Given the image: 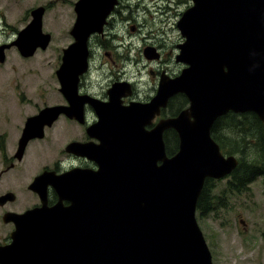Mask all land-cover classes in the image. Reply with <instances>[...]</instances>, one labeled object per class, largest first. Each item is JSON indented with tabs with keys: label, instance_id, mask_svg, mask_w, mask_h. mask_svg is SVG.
<instances>
[{
	"label": "water",
	"instance_id": "obj_1",
	"mask_svg": "<svg viewBox=\"0 0 264 264\" xmlns=\"http://www.w3.org/2000/svg\"><path fill=\"white\" fill-rule=\"evenodd\" d=\"M191 1L177 25L185 41L176 61L185 68L174 78L162 74L150 102L129 106L121 100L131 94L128 83L114 84L108 102L79 94L81 77L89 70V38L103 33L116 2L76 5L75 42L63 51L56 72L68 105L28 118L15 158L22 161L29 142L43 139L45 128L61 115L84 122L88 104L98 118L88 136L99 143L73 142L67 152L95 162L98 169L44 171L36 177L29 189L42 206L4 214V223L14 224L15 231L10 235L14 243L0 248L1 262L20 256L22 263L33 257V264H212L196 217L198 201L206 180L230 176L239 161L222 153L211 132L229 113L255 114L264 131V0ZM45 11L34 10L17 39L0 46L1 63L12 46L24 58L48 48ZM144 54L148 60L160 58L152 48ZM177 95H184L189 107L148 129ZM168 130L179 140L172 156L164 140ZM48 186L59 197L53 207L47 206ZM15 200L7 193L0 206Z\"/></svg>",
	"mask_w": 264,
	"mask_h": 264
},
{
	"label": "rangeland",
	"instance_id": "obj_2",
	"mask_svg": "<svg viewBox=\"0 0 264 264\" xmlns=\"http://www.w3.org/2000/svg\"><path fill=\"white\" fill-rule=\"evenodd\" d=\"M45 1L0 0V46L14 42L18 33L31 22V11ZM60 4L50 7L43 20V32L52 36L46 50H38L33 57L24 58L12 46L5 51V62H0V196L13 192L17 197L15 203L0 207V242L8 239L14 230L12 224L3 223L4 213H23L38 203L28 190L34 178L43 168H52L56 161L63 167L70 164L67 158L61 157V150L77 131L69 129L71 127L60 118L53 129L47 130L45 140L33 144L26 158L20 163L15 161V168L7 171L10 167L7 160L16 153L27 118L45 107L66 105L56 72L62 63L63 50L73 43L71 31L77 17L71 6ZM131 4V8L121 9L111 18L107 38L103 40L107 48L102 49L98 43L100 39L92 37V74L82 79L85 90L92 86L93 92L103 96L113 81L127 80L136 86L138 98L144 100L155 93V84L159 81L151 72L165 71L174 77L184 68L176 61L177 46L184 42L177 23L192 2L131 0ZM147 47L155 48L160 59L147 60L144 55ZM182 98L174 101L168 115L187 106ZM88 117L92 124L97 120L93 110ZM227 120L223 118L218 123L220 139L229 152L225 154L264 169L263 129L262 132L256 129L257 133L251 135V132L240 130L244 125L240 124L241 117L235 119L234 124ZM169 137L175 145L174 136ZM234 140L243 145L242 152L230 153ZM233 178L209 183L212 211L204 218L197 212L199 227L211 251L213 264H264V176L245 184L240 191L231 189Z\"/></svg>",
	"mask_w": 264,
	"mask_h": 264
},
{
	"label": "flooded vegetation",
	"instance_id": "obj_3",
	"mask_svg": "<svg viewBox=\"0 0 264 264\" xmlns=\"http://www.w3.org/2000/svg\"><path fill=\"white\" fill-rule=\"evenodd\" d=\"M81 0H46L45 1V3L42 5V6H39V7H44L45 9H46V12L48 11V9L50 8V7H52L54 4H58V3H61L60 5L61 6H71L72 8H73V10L75 9V7H76V5L80 2ZM39 2V1H38ZM115 2H116V5H115V7H114V9H113V11L110 13V15L107 17V19H106V24L104 25V28H103V33H94V34H92L91 36H90V42H89V52H90V55H89V61H90V70H89V72L85 75V76H87V75H89V74H92V55H93V53H92V39L93 38H98V39H100V41L98 42L99 43V45H100V47L102 48V49H105V48H107L108 46L105 44V41H103V40H105L106 38H107V29L109 28V26L111 25V18H113V16L115 15V14H117V13H119L120 12V10L121 9H124V8H131L132 7V4H131V0H115ZM91 4H92V0H91ZM136 4H137V2H136ZM38 7V8H39ZM32 12V11H31ZM75 12V11H74ZM46 14V13H45ZM75 15H76V13H75ZM77 17V16H76ZM132 31H135V29H133L132 28ZM93 37V38H92ZM179 46V45H178ZM178 46H177V48H178ZM153 48V47H152ZM157 51V50H156ZM106 55H108V54H106ZM160 55V54H159ZM161 57L163 58V53H161ZM165 73V75H168V74H166V72L165 71H162V72H160V71H158L156 74L154 73V72H151V75L152 76H156V78L159 80L158 81V83H156L155 84V88H154V94L153 95H149V96H147V97H145V99L144 100H142V99H140V98H138V91H137V88H136V86L133 84V83H130V82H128L127 80H122V81H120V80H115V81H113L111 84H110V86L108 87V89H107V91H106V93H104L103 94V96H101V95H99V94H97V93H95V92H93L92 91V86L90 87V89L89 90H85V87H84V85H83V83H82V79H83V77L81 78V82H80V85H79V91H80V94H82V95H89L90 97H91V99L93 98V99H98V100H100V101H102V102H106L108 99H109V95H108V91L112 88V86L114 85V84H117V83H125V82H127V83H129L130 84V86H131V94L129 95V96H124V97H122V102H123V105L124 106H129L131 103H148L151 99H152V97H154L155 95H156V93H157V91H158V87H159V82H160V79H161V77H162V74H164ZM180 74V73H179ZM84 76V77H85ZM169 76V75H168ZM169 77H172V78H174V77H176V75L173 77V76H169ZM134 82H138V81H134ZM183 95H177V96H175V97H173L172 99H170V101H169V103H168V106H167V108H165V109H162V111H161V114H160V116H159V119H161V118H173V117H176V116H178L179 115V113L183 110V109H185L186 107H188V102H187V100L183 97ZM184 99L186 102H187V106L185 107V108H183V109H181V110H175L176 112H174L173 114H170V115H168V111H169V109L172 107V104L174 103V101L176 100L177 101V99ZM92 110H93V108H92V106L91 105H86L85 106V110H84V114H85V120H84V122H79V121H76V120H71V119H68V118H66L65 116H62L61 118H62V120H65L66 121V125H67V127H71V128H69V129H74L75 130V133H76V131H77V135L73 138V139H71V138H69L68 139V141L65 143V148L64 149H62L61 150V157H65V158H67L68 159V161L70 162V164L67 166V167H63L62 166V163L61 162H57L56 161V163L53 165V167L52 168H49V167H45V168H43V171L42 172H44V171H54V172H56L57 174H62V173H65V172H68V171H70V170H72V169H75V168H80V169H89V170H97L98 169V166H97V164L94 162H92L91 160H89V159H87V158H85V157H80V156H76V155H74V154H72V153H69V152H67V145L68 144H70V143H72V142H78V143H92V142H94V143H98V141L97 140H94V139H92L91 140V138L88 136V134H87V129L92 125V121H90V119H89V117H88V115H92ZM94 111V110H93ZM94 113H95V111H94ZM166 115H168V116H166ZM97 117V116H96ZM158 119V118H157ZM60 121V119H58L55 123H54V125H53V127L52 128H47L46 129V132H47V130H50V129H53L54 127H55V125L58 123ZM98 120H96L93 124H95L96 122H97ZM45 138H46V136H45ZM45 138L44 139H42V140H38V139H36V140H33V141H31L30 143H29V145H28V147H27V149H26V152H25V155H24V158H23V160L26 158V153L28 152V149L31 147V146H34L33 144H35V143H37V142H41V141H44L45 140ZM20 139V138H19ZM18 144H19V140H18V143H17V149H18ZM67 146V147H66ZM17 151V150H16ZM6 160H7V157H4ZM22 160V161H23ZM7 161H9L10 162V167H9V169L7 170V171H9L10 169H13L12 167L14 166V162L16 161L15 160V154L9 159V160H7ZM21 161V162H22ZM15 168V167H14ZM31 192V191H30ZM31 194L38 200V203H36V204H34L32 207H31V209L32 208H36V207H38L39 205H40V199H39V197H38V195L37 194H35V193H33V192H31ZM47 206L48 207H52V206H54L57 202H58V200H59V197H58V195H57V193L55 192V189L52 187V186H48V188H47ZM70 202H68V201H65L64 202V206H70ZM29 210V209H28ZM27 211V210H26ZM12 212V211H11ZM16 213H18V212H16ZM9 225V224H8ZM13 225V224H12ZM13 227H14V225H13ZM15 228V227H14ZM14 242H13V240L12 239H10V238H8V239H6V240H3V241H1L0 242V248H5V247H8V246H11L12 244H13ZM33 257H28L25 261H23L24 263H22V257H20V256H17V258H15V257H7L6 259V261H8V264H33V261H34V258L32 259ZM41 262V261H40ZM39 262V263H40ZM35 263H36V261H35ZM34 263V264H35ZM38 263V262H37ZM0 264H4V262H1L0 261Z\"/></svg>",
	"mask_w": 264,
	"mask_h": 264
},
{
	"label": "trees",
	"instance_id": "obj_4",
	"mask_svg": "<svg viewBox=\"0 0 264 264\" xmlns=\"http://www.w3.org/2000/svg\"><path fill=\"white\" fill-rule=\"evenodd\" d=\"M238 117H241V121L240 124L242 123L243 126H241V131L243 132H251V135H253L256 132V129L258 132H262V124L260 122V120L258 119V117L252 113H248V114H244V115H235L230 113L229 115H227L224 118H228L227 122L229 124H234L235 119H238ZM223 119V118H222ZM220 119V120H222ZM220 120L218 122H216V124L214 125L213 129H212V137L213 139L220 145L222 151L226 154H229L228 150L226 149L227 146L225 145V143L223 141H221L220 139V130H221V126H218V123L220 122ZM247 121V122H246ZM246 122V123H244ZM246 127H249V129H246ZM173 135L175 138V145H173L170 142V137ZM165 141H166V145H167V152L169 155L174 154L177 149H178V138L175 132L171 131L168 136L166 135L165 137ZM261 141H262V151L264 153V135L261 134ZM231 146V151L230 153H239L242 152V147L243 145L239 142H237L236 140H234L232 142ZM239 166L237 167V169L233 172L232 176L233 181L231 183L232 187L231 189L233 191H240V189L245 185L248 184L252 181H254L257 177L259 176H264V169L261 168L258 165L255 164H247L246 161L242 158H239ZM210 182H208L204 189L203 192L199 198L198 201V212L200 217L204 218L206 216V214L210 211H212V204H213V200H212V195H211V188L208 186Z\"/></svg>",
	"mask_w": 264,
	"mask_h": 264
},
{
	"label": "bare ground",
	"instance_id": "obj_5",
	"mask_svg": "<svg viewBox=\"0 0 264 264\" xmlns=\"http://www.w3.org/2000/svg\"><path fill=\"white\" fill-rule=\"evenodd\" d=\"M227 115H228V114H227ZM227 115H225L224 117H226ZM224 117H222V118H224ZM222 118H220V119H222ZM220 119H218V121H219ZM218 121H217V122H218Z\"/></svg>",
	"mask_w": 264,
	"mask_h": 264
}]
</instances>
